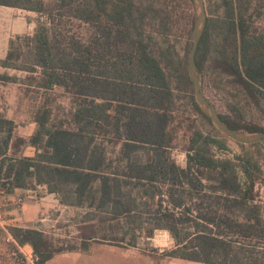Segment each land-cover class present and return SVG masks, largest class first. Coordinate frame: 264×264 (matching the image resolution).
Instances as JSON below:
<instances>
[{
  "label": "trees",
  "instance_id": "16d2710c",
  "mask_svg": "<svg viewBox=\"0 0 264 264\" xmlns=\"http://www.w3.org/2000/svg\"><path fill=\"white\" fill-rule=\"evenodd\" d=\"M205 1L207 24L196 54L203 86L204 65L210 63L264 111V29L258 30L256 25L264 0ZM0 6L40 15L33 36L10 41L0 67L29 73L46 94L29 139L15 136L12 121L0 120V189L12 193L45 183L55 192L65 193L70 201L75 195L77 199L87 197L90 187L99 181L100 207L108 206L112 219H127L135 217L128 189L146 186L151 189L150 199L157 198L159 203L154 210L156 226H149L147 235L160 229L170 233L177 248L167 256L206 264H241L243 242L264 240V219L256 203L261 167L245 158L241 164L244 177H239L231 161L210 154L211 143H223L201 131L190 140L185 167L171 158L174 84L188 96L191 108L223 135L196 104L186 62L170 50L174 45H169L167 31L161 30L163 19L140 9L135 0H0ZM66 14L88 31L93 28L94 38L87 33L78 36L66 28L60 18ZM150 18L162 38L157 48L152 46L153 37L145 35ZM22 38L27 41L24 50L17 45ZM94 45L97 59L92 55ZM23 58L30 62L19 64ZM62 87L83 98L75 103L71 128L50 124L47 93ZM219 115L236 130L264 134L261 127L241 126L227 115ZM112 116L115 144L123 139L121 160L116 161L95 144L97 133L93 132L109 125ZM26 147L34 148L35 154L24 155ZM69 201L63 199L71 204ZM8 231L19 246L32 249L39 264L71 250L57 248L36 228L17 226ZM185 249L190 254H185ZM219 256L224 262L217 260ZM246 259L248 264H264L260 256Z\"/></svg>",
  "mask_w": 264,
  "mask_h": 264
},
{
  "label": "rangeland",
  "instance_id": "374dc122",
  "mask_svg": "<svg viewBox=\"0 0 264 264\" xmlns=\"http://www.w3.org/2000/svg\"><path fill=\"white\" fill-rule=\"evenodd\" d=\"M135 2L140 9H146L147 13L151 16H160L163 19L164 25H161V30L167 31L166 38L169 40V45H174V48L170 50L183 58L187 66L193 42V25L195 22L193 1L135 0ZM262 4L264 6V1H262ZM205 5L207 6L206 1ZM40 18L38 13L32 11L0 6V59L5 58L12 39L34 35ZM60 18L63 24H67L66 28H70L78 36H84L86 33L92 35L94 32L93 28H90V31H88L79 21L72 19L68 14ZM256 25L258 30L264 29V9L262 16L257 19ZM145 35L153 37L151 43H153L152 46L154 48L159 46L158 42H161L162 38H159L161 35L158 33V26L151 18L146 24ZM92 37L94 38V35ZM26 44L27 41L24 38L17 42V45L21 46L23 50ZM95 48L94 45V49L92 50L93 59L98 55ZM24 62H30V60L23 58L18 63L24 64ZM105 63L106 60L102 61L103 65ZM203 70L204 93L213 102L220 114L227 115L233 122H237L241 126H256L264 130V111L256 108L218 70H213L210 63L205 64ZM0 76H8V79L0 78V120L12 121L15 136L29 139L35 132V116L41 110L46 94L33 83L36 81L29 78L31 76L29 73L0 67ZM33 76L36 77V74ZM174 92L176 95L174 120L169 126V132L173 138L172 145L169 148L171 158L180 167H185L187 159L186 150L190 144V140L196 132L201 131L205 135L215 136L217 140L223 143L221 146L211 143L209 146L210 154L215 159L231 161L235 165L236 173L239 177H244L241 166L243 159L251 158L253 161L258 162L261 172L258 173L260 182L256 189L259 194L256 197V203L261 206L262 219H264V147L241 145L231 139L219 136L209 125L208 121L191 108L188 96L184 92H181L175 84ZM47 96L50 98V124L71 128L72 112L75 108V103L83 100V98H77L63 87L49 91ZM148 112L151 111L148 110ZM101 126L102 129L97 127L93 131L97 133L95 144H104V147H101L106 151L107 158L111 161L121 160L118 157L122 147L121 140L123 139H119L120 144H115L117 142V133L114 132V117L112 116L109 120V125L103 124ZM23 154L33 156L35 149L26 147ZM116 163L118 162H115L109 168V171L112 170ZM122 166V170L125 171V163ZM162 188L163 192H165L166 187ZM46 189L48 190L47 186L34 185V188L29 191L19 190L20 196L14 201V208L16 207L20 212L21 210L23 211L25 205L30 203L29 200H31L32 195H41ZM128 190H131V199H128V203L135 212L134 218L125 219V217H121L112 219L113 215L110 213L108 206L97 209L99 210L98 213L93 212L88 214L82 213L83 211L78 208H65L61 205L60 201L67 198V195L59 192V195L55 194V202H51L52 204L55 203V205L50 209L48 208L41 217L40 229L29 227L41 230L57 248L72 249L76 248L80 243L83 246L86 242L77 241L76 238L79 239L81 236L88 238L91 236L101 241H109V243L114 245L123 243L139 246V248L144 249L147 246V229L149 226H156L157 223L154 210L158 209V199H150L149 194L151 193V189L146 186L138 185ZM8 194L11 193L0 189V264H26L22 253L25 250H22V247L15 242L8 228L27 226L23 225L24 223L19 220L9 222L8 207L4 205L9 202L7 199ZM163 199L167 200V197L164 196ZM163 206L165 208L167 203L164 202ZM92 218H95L94 225L92 227L87 226L80 232V226H76L77 223ZM198 222L205 224L202 220H198ZM157 242L156 250L164 249V247L159 245L164 244V242L161 239H158ZM243 243L241 252H243L244 257L242 255L243 261L241 264H248L246 258L250 255H253V257L260 256L261 259H264V240L245 241ZM164 250V254L166 255L171 252V250ZM184 252L185 254H190L188 249H185ZM217 260L224 262V258L220 256L217 257Z\"/></svg>",
  "mask_w": 264,
  "mask_h": 264
},
{
  "label": "crops",
  "instance_id": "0c3cea01",
  "mask_svg": "<svg viewBox=\"0 0 264 264\" xmlns=\"http://www.w3.org/2000/svg\"><path fill=\"white\" fill-rule=\"evenodd\" d=\"M101 146L104 147V144H101ZM96 183H98V185H96ZM35 186H47L48 190L46 189L43 193H41V195L38 196L32 195L31 200H29L30 203H27L21 212L18 211L16 207L14 208V201L18 196H20V192H18L19 189H16L13 193L8 194L9 196L7 199L9 202L4 205L8 207L7 213L10 218L9 222L19 220L22 221L24 223L23 225L27 227L31 226L40 229L41 217L45 214L48 208L50 209L55 205V203L52 204L51 202H55V194L59 195V193L55 192L54 189H51L50 185H46L45 183L39 185L37 184ZM98 187L99 181H96L90 187V191L86 195L87 197L83 199H77L75 195L70 198V201L69 198H65L68 199L71 204L63 202V199L60 201V203L65 208L74 207L81 209V211H83L82 213L85 214L93 212L98 213L99 210L97 209L104 208L100 207V197L102 194L98 190ZM29 190L31 189H28V191ZM94 223L95 218H92L89 220L80 221L76 226H80L81 232L83 228L87 226L92 227ZM146 239L147 246L144 247V249H141L139 246L135 245H126L123 243H120V245H114L106 240L101 241L95 237L89 236L88 238H85L81 236L79 239L76 238V240L80 242H86L83 244V246H81L80 243L76 248L62 251L61 253L56 254L46 264H206L202 262L184 260L178 257H169L164 254V249L171 251L176 249L174 239L166 230H155L153 235L148 236ZM158 239H161L164 242V244H159L161 247H164V249L157 251L156 249ZM21 249L27 252H32V249L29 246H23Z\"/></svg>",
  "mask_w": 264,
  "mask_h": 264
},
{
  "label": "water",
  "instance_id": "95a60500",
  "mask_svg": "<svg viewBox=\"0 0 264 264\" xmlns=\"http://www.w3.org/2000/svg\"><path fill=\"white\" fill-rule=\"evenodd\" d=\"M192 1L194 7L195 22L193 25V42L188 57L187 71L189 78L193 84L194 100L202 113H204L211 120L216 130L226 138L242 145H264V134L259 132H246L236 130L230 127L223 119H221L216 106L205 95L203 82L197 74L196 54L200 40L206 28L207 11L205 0Z\"/></svg>",
  "mask_w": 264,
  "mask_h": 264
},
{
  "label": "built area",
  "instance_id": "2783aa9c",
  "mask_svg": "<svg viewBox=\"0 0 264 264\" xmlns=\"http://www.w3.org/2000/svg\"><path fill=\"white\" fill-rule=\"evenodd\" d=\"M23 247V246H21ZM26 264H39V258L33 252H22Z\"/></svg>",
  "mask_w": 264,
  "mask_h": 264
}]
</instances>
